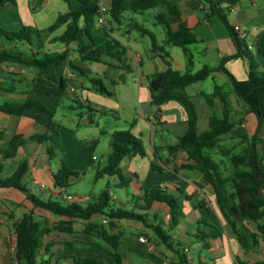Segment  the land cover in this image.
Returning <instances> with one entry per match:
<instances>
[{"label":"crops","instance_id":"crops-1","mask_svg":"<svg viewBox=\"0 0 264 264\" xmlns=\"http://www.w3.org/2000/svg\"><path fill=\"white\" fill-rule=\"evenodd\" d=\"M110 1L99 0L100 4L107 8L110 6ZM168 1L177 4L181 10L179 18L167 14L172 29L177 31L185 27L198 39V43L189 47L194 58V66L191 69L193 73L201 70L204 66L217 67L223 60L237 53L227 27L218 16L210 14L202 0ZM68 5L67 11H58L59 13L57 12L47 21L39 17L42 15V11L48 10L49 0L42 2L40 0H16L15 4L5 3L0 5V27L7 31H18L25 26L47 29L56 21L59 14L66 13L71 9L76 10L79 7L75 0H72ZM225 8L230 26L239 27L237 33L247 47L244 49L252 55L260 70L264 71V58L258 52L259 43L264 35V0H243L234 6L226 5ZM154 10L157 11L156 13L160 11V9ZM129 21H132L131 18ZM62 31L63 29L59 30L51 38L61 34ZM157 40L158 44L164 46L165 49L170 46L166 43V34L161 42L158 38ZM2 46L16 48L28 55L33 53L32 48L26 43L9 42L0 37V48ZM70 48L74 50L75 45ZM64 49L65 46L58 43L46 45V50L50 52H61ZM168 53L170 54L171 67L174 70L182 73L188 70L183 52L170 51ZM127 57L130 70L115 65L97 63L100 66L93 71L90 63L79 62L76 52L70 53V58L73 61L90 71L89 76L102 78L106 86L109 83L113 88L110 89L108 86L107 88L113 93V96L101 95L96 92L92 89L88 77L72 73L67 65L59 69L50 66L49 71L45 72L46 75L42 76V72L45 70L18 64H2V68L7 71L8 75L0 80V100H2L0 104L4 102L19 103L24 102L28 97L42 96L52 104V107L47 106L51 110H55L58 102L68 97L74 102L78 101L81 105L89 106L92 110L89 116L91 118L101 114L120 122V124L116 123L109 131H106L101 129L94 119L93 123H90L89 120L85 121L88 124H96L98 127L95 130V136L90 139V145L99 144L102 135L110 138L108 151L98 171H101L106 165L107 155L111 151L112 134L115 131L130 129L131 123H134L131 131L141 139L147 156L145 158L140 156L128 157L123 160L120 168L122 175L126 178V186H123L124 183L120 181L118 176L110 177L115 181L114 186L120 188L122 192L117 194L109 186V192L115 206L133 210L145 216V223L140 220L129 219L118 220L115 223L114 232L124 234L120 245L123 264H175L178 262V255L168 250L155 237L152 227L159 224L169 231L173 242L183 245L188 264H255L264 261V236L259 230V225L264 220L240 221L237 217H233L237 227L246 237L247 247L244 248L220 210L216 193L210 183V176L197 170L183 169L181 166L190 163L186 152L182 148L174 152L169 149L177 146L179 138L187 131L189 117L184 106L177 101H169L160 107L152 103L149 91L150 77L155 73L167 71L169 66L166 61L158 52H154L150 58L145 60L137 52H128L127 50ZM134 59L135 63H133ZM225 67L239 81H244L249 76V62L245 57L229 60ZM51 73H55L58 78L68 79V89L65 96L61 95L55 83L48 80ZM209 81L213 85L207 91L199 86L202 85L201 83ZM216 86L221 88L225 100L220 97H212ZM187 91L196 108L198 133L208 130L209 119L212 115L222 118L225 110L229 111L231 127L225 135L220 137L218 147L207 151V154L219 165L222 177L227 180L226 191L232 196V200L237 202L239 198L235 194L236 190L233 183L236 170L228 161L231 155L246 151L251 138L256 134L257 118L233 93L230 78L223 72L212 73L205 81L188 87ZM203 93L211 96V105L202 96ZM44 104L46 105V103ZM35 112L39 111H30L21 117L2 115L0 112V133H5L3 140H0V148H3L15 134L23 135L24 138L40 134L37 130L39 125H43V121L31 117L32 113ZM37 144L39 143L28 142L24 147H20L14 159L4 160L0 154V163L4 165L5 170L7 167L15 170L19 163L27 161L29 165L27 174L33 176L36 173L37 176L40 175L44 179L42 181L35 176L33 177L34 184L39 186L40 191L48 192L50 195L60 194L64 189L55 188L53 165L50 163L52 159L50 161L48 158H43L46 164L44 170L39 172L35 168ZM257 151L260 167L264 172V128L259 135ZM156 157L158 159L155 160L157 170L151 168V161ZM95 161H98L96 156H92L91 159L88 158V166H92ZM60 165L56 164L55 167L58 169ZM103 177L108 178L109 176L103 175L99 178ZM109 183L108 181L107 184L109 185ZM156 184L162 190L179 199L184 217L177 226H173L171 210L165 203L154 202L151 209H142L144 190H150ZM242 192L244 199L250 198L244 190ZM257 194L264 199V187H261ZM16 209L20 211L22 216L27 213L25 210L33 211V207L24 193L16 189H0V264H5L3 251L6 250L7 244L12 240L10 226L13 227V224L22 218L15 216L14 211ZM261 210L263 208H260ZM45 215L50 217L48 213ZM59 220L67 221L68 219L57 218L55 221ZM91 221L98 224L107 223L104 216L100 215L94 216ZM203 221L216 226L222 233L221 237L208 240V248H204V243L197 238L198 229ZM85 224V221H74V233L69 234L72 238L63 242L64 248L59 250L57 254H45L41 263L46 264L45 262L49 261V264H60L61 262L74 264L69 258V256L74 255L82 258L91 257L102 264H116L106 243L84 233ZM251 235H254V238ZM141 236L145 237L149 243L140 242ZM12 237L15 241L14 228ZM52 243L44 242L43 249L52 246ZM67 244L72 245V253L67 252L66 248L69 247ZM101 249L107 255H102Z\"/></svg>","mask_w":264,"mask_h":264},{"label":"trees","instance_id":"trees-1","mask_svg":"<svg viewBox=\"0 0 264 264\" xmlns=\"http://www.w3.org/2000/svg\"><path fill=\"white\" fill-rule=\"evenodd\" d=\"M43 0H40L42 2ZM70 3L72 0H62ZM79 7L76 10H69L59 14L56 21L47 29H38L33 26H25L18 31H7L0 27V37L9 42L26 43L32 48L33 53L28 55L16 48L2 46L0 48V64H18L49 71L50 66L59 69L67 65L72 73L88 77L92 89L101 95L113 96L102 78L89 76L90 71L79 66L70 58V53L76 52L80 63H102L115 65L119 68L130 70L128 64L126 47L114 36L117 27L122 25L123 14L131 11L143 14L151 9H160L155 15L156 23L162 26L166 34V43L180 48L185 55L188 70L184 73L174 70L170 63V54L164 46L158 44L156 35L143 25L131 21V29L148 35L151 38L153 50H157L159 55L166 61L169 69L165 72H158L150 77L149 91L152 103L158 107L169 101L181 103L188 113L187 131L179 138V143L175 147L169 148L174 152L182 148L190 161L189 164L181 166L183 169L197 170L210 176L211 185L217 196V202L224 217L228 221L232 232L237 237L239 243L245 248L246 237L237 227L233 217L240 221H260L264 220V199L258 196V191L264 187V172L260 167L257 143L259 135L264 128V71L260 70L258 63L252 55L245 50L247 48L243 39L233 27L230 26L225 6H234L243 0H202L211 15L218 16L227 27L230 36L235 44L237 53L223 60L217 67L204 66L201 70L193 73V54L190 46L198 43V39L189 29L182 27L177 31L172 29L167 14L179 18L181 10L177 4L168 0H111L110 6L105 13L106 22L104 25L97 23L100 14L99 0H75ZM5 3H16V0H0V5ZM62 33L51 38L59 30ZM61 44L65 49L61 52H50L46 50L47 44ZM75 45L74 50L70 47ZM259 54L264 58V35L258 46ZM238 57H245L249 62V76L244 81L237 80L226 69V62ZM214 72H223L228 75L232 85V91L249 110L256 116L258 125L255 136L244 153L233 154L230 161L236 173L233 179L235 194L239 198L237 202L232 200L226 191L227 180L222 177L219 165L207 154V151L214 150L220 143V137L225 135L231 127L229 111L225 110L224 116L219 118L212 115L209 119V128L203 133H198V116L192 97L187 89L191 85L205 81ZM48 80L55 83L62 96H65L68 89V79L58 78L55 73H51ZM202 96L209 105L212 104L211 96L205 93ZM212 97H220L225 100V95L219 86L215 87ZM78 102V101H77ZM91 112V108L86 106ZM39 111L54 117L55 110H51L47 105L38 99L27 98L24 102L0 104V112L15 117H21L30 111ZM93 123V118H88ZM50 125L58 126L54 122ZM115 131L111 138V151L107 155L106 165L101 171H97L96 177L106 175L109 177L118 176L123 186H126V178L122 175L120 165L128 157L140 156L145 158L147 153L140 138L136 137L131 128ZM5 133H0V140H3ZM52 141L48 135H33L24 138L23 135H13L11 140L0 148V154L4 160L14 159L18 154V149L24 147L28 142L42 144ZM50 159L54 158L53 153L48 150ZM155 160L151 161V168L158 169ZM248 170H246V169ZM29 171L27 161L18 164L16 169L7 177H4L5 167L0 163V189H16L25 194L31 203L33 211L42 210L45 213L57 218H67L68 220L57 221L54 226L49 227L48 221L43 222L34 219V212L25 213L20 220L13 224L15 234V255L17 264H42L38 259L43 248L45 236L53 231L60 233H74L73 224L76 220L85 221L84 233L102 240L106 243L115 259L116 264H123L120 245L124 238L122 232H114L116 221L129 219L140 220L145 223V216L133 210H127L114 205L109 192V185L101 191L98 197L87 203L85 206L76 202L63 205L60 201H43L36 195L26 190L23 179ZM79 172L69 169L64 161H61L58 172L53 175L55 188L66 189L74 178L80 177ZM244 187V189H243ZM250 198H243V191ZM60 195V194H59ZM61 196V195H60ZM144 204L143 210L151 209L154 202L165 203L169 206L172 215V224L177 226L184 217L180 201L177 197L162 190L158 184L150 190L145 189L142 196ZM260 208L263 210L260 211ZM104 216L106 224L92 222L94 216ZM155 237L166 246L168 250L178 255V262L175 264H188V258L183 250V245L175 243L169 231L161 224L153 226ZM259 230L264 236V221L259 225ZM221 231L214 225L203 221L198 229L197 238L202 241L204 248H208V240L221 237ZM254 238V235H251ZM67 252H73L71 244H67ZM50 246H47L48 252ZM74 264H102L97 259L91 257L69 256ZM49 264V261L45 262ZM255 264H264V261Z\"/></svg>","mask_w":264,"mask_h":264},{"label":"rangeland","instance_id":"rangeland-1","mask_svg":"<svg viewBox=\"0 0 264 264\" xmlns=\"http://www.w3.org/2000/svg\"><path fill=\"white\" fill-rule=\"evenodd\" d=\"M69 5L65 4L61 0H49L48 10H44L41 12V16L39 18H43L44 20H50L58 11H67ZM58 12V13H59ZM156 10L151 9L143 14L133 13L131 11H126L123 16V24L117 27V31L115 32V36L119 39L127 48L128 52H137L142 55L145 60L153 55L154 52H158L157 50H153L151 38L148 35H143L141 32L130 29L128 24L130 18L132 21H135L150 31L154 32L159 41L165 37V30L162 26L157 25L155 15ZM168 52L176 51L182 52L181 49L168 46L166 47ZM263 62V61H262ZM135 63V59L133 60ZM264 64V63H263ZM7 65V64H5ZM91 69L95 71L99 68L100 65L97 63H90ZM69 68V67H68ZM44 72V73H43ZM42 72V76H45V72ZM8 75L7 71L2 68V64H0V80ZM201 86L205 91L210 89L213 85L211 81L207 83H201ZM107 86L112 89L113 87L107 83ZM29 94V93H28ZM34 99H38L39 101H43L49 107H52V104L45 100L42 96H36ZM2 101V100H0ZM3 115V113H1ZM91 115V112L84 105H81L77 101H72L68 97L63 98L60 102H58L55 108V115L51 117L50 115L42 112L32 113L31 117L37 118L43 121V125L38 126V133L43 135H48L52 141L44 142L42 144L36 145V157L37 162L35 168L37 171L44 170V166L46 165L43 158H48L50 160V156L48 154V150H50L54 158L50 162L52 166V171L54 174L58 172V169L55 167L56 164H61V161H64L71 170L79 172L81 175L79 178H74L69 187L64 189L60 195L59 194H49L48 192L40 191L39 186L34 184L33 177L35 176L37 179H44L40 175H36V173L32 176L31 174H27L23 180V185L26 190L36 195L43 201H60L63 205H67L71 202L79 203L80 205L85 206L87 203L93 201L94 198L98 197V195L106 189L108 181L110 188L117 194L122 192L120 188H116L114 186L113 178H97V171L104 162L105 155L108 151L110 145V138L105 135H102L99 144L94 146L90 145L91 137L95 136V130L97 127L96 124H88L85 123L88 120V117ZM5 117V115H4ZM30 117V116H29ZM93 119L98 122V126L101 129L109 131L114 124H120V122L115 121L112 117L97 114V116H93ZM51 122H54L58 126L50 125ZM98 134V133H97ZM92 156H96L98 161H95L92 166H88L87 159ZM35 157V158H36ZM231 165V161H228ZM60 167V166H59ZM14 171V168L7 167L3 176L7 177ZM62 196L68 197L71 196L73 198L72 201L67 199H63ZM139 203V202H138ZM29 213L28 210H25ZM20 211L16 209L14 211L15 216L17 218L22 217ZM31 212V211H30ZM34 212V219L36 221L43 222V220H47L49 223V227H53L57 222L55 221L57 217L53 215H45L42 210L36 209ZM49 217V218H48ZM106 222V221H105ZM104 222V223H105ZM10 236L11 241L6 246V250L3 251V255L5 258V264H17L16 255H15V241L13 240V227L10 226ZM67 233H60L58 231H53L49 235L45 236L44 242H53L52 246H50L49 251H46V248H42L39 259L40 262L45 254L53 253V255L64 248L63 242L71 239ZM43 242V243H44ZM44 250V251H43ZM81 251V249H80ZM79 253V252H78ZM100 253L102 255H107L105 251L101 249ZM60 264H72L69 262H61Z\"/></svg>","mask_w":264,"mask_h":264},{"label":"built area","instance_id":"built-area-1","mask_svg":"<svg viewBox=\"0 0 264 264\" xmlns=\"http://www.w3.org/2000/svg\"><path fill=\"white\" fill-rule=\"evenodd\" d=\"M107 10H108V8L105 5L100 4V14L97 17V23L99 25H104L105 24V22H106L105 13L107 12ZM234 29H235V31H239V27L238 26H236ZM62 197H63V199H67L69 201L73 200V198L71 196H68V197L62 196ZM139 241L142 242V243H149V241L143 236H141L139 238Z\"/></svg>","mask_w":264,"mask_h":264}]
</instances>
